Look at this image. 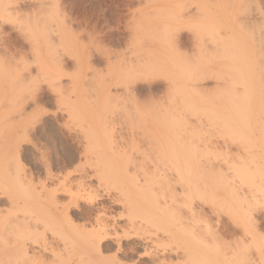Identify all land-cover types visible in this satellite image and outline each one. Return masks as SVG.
I'll use <instances>...</instances> for the list:
<instances>
[{
    "label": "bare ground",
    "instance_id": "obj_1",
    "mask_svg": "<svg viewBox=\"0 0 264 264\" xmlns=\"http://www.w3.org/2000/svg\"><path fill=\"white\" fill-rule=\"evenodd\" d=\"M243 1H245L246 4L244 8L249 9L250 12L252 11L250 3H253L255 8L253 5L252 7L254 10L252 13H248L250 15L257 13L261 19V21H254L253 19V21L250 20L251 22L248 21L250 24L248 23L249 27H247V29L249 30L250 28L252 30H247L249 34L245 36L243 33L235 35L233 31V34H229V32L227 35H222L217 29L220 27H218V25L221 22L220 19L218 20L220 17L217 16L216 13H212L210 11L211 9H209L208 12L210 11L209 13L216 17L213 15L209 17V13H204V10H202L204 13L203 16L199 13L202 7L206 10V8H210V5H208L209 7H205V4L196 5L199 8L197 18H203L198 23L192 21L194 25H198L197 31L195 29L196 33L198 34L199 31H202L203 33H200L204 35L207 33L211 41L209 38L206 39L212 42L211 47H214L212 51L215 50V53L217 52L219 55L218 57L221 59L223 57L226 60L224 63L227 69L223 68L228 71V75L226 71L224 74H226L230 81L226 76H224L225 78H223V81L227 79L230 83L226 81L224 85L227 86L220 88V85L219 88L221 90L219 91V89H217L218 87L216 88L217 90H215V95L218 93L217 95L224 96L225 98V100H223V107L220 105L222 109H219L218 106L216 108L213 102L211 105L214 107H211V105H208L207 102L206 104L201 97H199L200 101H195L197 99L195 97H198V95L195 96L192 94L194 97H189L192 90H194L191 88L193 87L192 84H194L192 82L195 81V79L190 81L191 84L189 78L192 76L195 77L199 71L203 73L206 69V65L202 67L200 63L198 64L200 58L199 60H197L198 58L195 59L197 56L200 57V55H197L198 51L193 52H197L196 56L195 54L194 56L190 54L191 57L188 54V56L185 55L186 45L184 43L186 42L184 40L181 41L182 38L180 37L182 34L179 37L180 34L177 33V36L180 38L177 40L175 32L172 31L174 32L173 37L171 34L172 32H169L173 29L168 27L169 30L167 26H162L161 24L162 28L158 27V25V30L152 31L153 34H151V32L148 33L158 39V42L168 44V46H162L161 44L158 47H161L162 50H150L149 53L147 52L148 58L145 54L146 52H142L144 56L140 53L142 57L138 54L141 57L140 59L138 55V57L135 55L137 58L134 59V63L131 60L132 57H122L123 62L120 60L119 62L121 63L118 65L115 63V69L117 70L116 66L119 65L121 69L118 68V70L120 69V73L118 70V73L116 71H114V73L116 72V75L121 74V78L119 75L116 76V79L113 78V81L116 82H114V84H119V86L122 84L124 85V88L128 90V93H126L128 97L130 96V100H133L134 105L136 102L135 96L138 94L137 89L141 87V80H146L148 77L146 82L148 81L149 84L146 86L148 88L146 90L150 92L149 90L152 88L153 83L150 81L149 76L152 78V76H154L152 75L153 71H157L156 69H158L157 74H159L160 70L165 73L166 78L168 77L169 80L167 79V81L169 84H174L176 89H174V91L178 93L170 88L167 90L170 89L175 95L177 94L176 97L178 96V99L175 95L171 93L168 94L171 96L173 95L172 97L176 98V102H180V95L178 94H181V98L183 99L181 101H184L185 104L183 103V105L186 106L185 109L187 111L190 112V110L187 109L190 103L193 104L189 106L191 109L197 104L194 102H198L201 104L200 106L204 107L194 106L195 108L197 107V109H193V111L189 113L184 110V108H174L176 104L182 106V103L171 102L174 104V106L171 104V107H169L170 103L168 107L163 105V103L160 105V107L165 106V108L161 107L163 109L159 107V109H147L144 104V108L138 107L135 109L137 107V104H135L136 106L133 109L123 108L115 112L112 111L113 109L93 108L92 106L94 104L90 105V103L97 101H92L91 99V102L89 100L75 99L76 97L71 100L67 93H64V96L70 99V101H68L66 98L68 101H66L68 119L71 118L70 120L75 119L84 123L80 124V135H77L79 141L82 143L81 152L83 153L82 158H84V162L81 163L80 158H75L74 152L69 149L68 145L65 143L66 141H61L62 145H66L61 154L62 158L58 159L54 157L53 159H48L51 160V163L45 160L48 162L45 163V166H48L46 169L48 171L46 175L44 174V179H40L37 172H34L36 164L32 165V170L28 172L25 170L22 154H20L19 150H16L15 155L13 154L7 159L2 157L4 155H1L5 154L6 149L4 148L3 152L0 151V157H2L0 158V202H7L9 205L5 210L4 208H2L3 210L0 209V215H2L0 216V264H139L141 260L145 261V264H264V217H262L260 213V211L264 209V53H262V46H264V0ZM54 2V11L56 12V5L60 4L61 1L58 2V0H55ZM246 2H248V4ZM216 5H218V3ZM18 7H20V5L17 3V0H0V34H2L0 35V96L2 97L3 95V98L0 99H4V93L6 94V88L2 87L4 86L2 84L3 79H6L8 82L11 78L14 79L7 87V90H10L8 93H12V91L16 90L18 91V95L15 93L13 96H16V98L20 97V99H18L19 101L15 98L13 102L11 101L13 100V98L11 99L12 95L8 97L7 101L10 100L12 103L9 104V107H11L10 105H22L25 100L23 95L19 96L22 90L24 91L25 89L31 96V93L37 89L35 86L34 89H30L32 87L31 83L26 85L28 81L30 82L34 78H32L31 73V75L26 74L28 75V77L26 76L27 79L22 77V75L24 76L25 74H22L23 71L19 73V75L14 76L13 67L10 69L9 64H12V66L16 64L14 63V57L20 51L17 50L16 44L19 43L22 45L24 42L22 41L23 43L21 44L18 39L14 40L13 38L12 40L11 35L6 34L5 24L14 23L15 27H18L20 30L24 31V29H26L28 32L24 35L22 34V40L24 39V41H26V38L28 41L27 43L30 44L29 46L33 45L39 49L40 45L38 46L36 44L39 40L37 37L41 38L43 47L45 46L48 52L51 50L53 51V53H50L54 64L61 68L63 67V59L61 57L63 54L65 55V51L63 52V49L60 50L61 46L58 48V45H61L64 40L63 37L65 38L67 36L63 35L65 33L60 29L62 27L60 23L66 19L65 17H67V15L69 17V14H65V19H63L60 10L57 15L58 18L60 17V21H58L60 23H57V28L55 27V29L47 21V18L49 21L52 20L50 16L51 13L43 17L42 20H44V22L42 20H40V22L36 19V21H32L30 19L32 18L31 15H28L29 18L25 16V18L23 17L24 20H21L20 15H18ZM59 7L61 6H58V8ZM240 7L241 6L237 8L240 9ZM167 10H169L171 14H168V11L164 12L162 15L166 14V18L169 16L168 20L169 18L176 17L173 10ZM242 11L245 12L246 10L242 9L241 12ZM142 13L144 14L145 12ZM37 15L39 16L40 14ZM53 15L52 12V16ZM170 15L174 17H170ZM158 19L160 18L158 17L157 20ZM141 21L142 19L140 22ZM147 22L148 20L146 23ZM216 22L219 24L217 25ZM67 23L68 22H66L65 25ZM248 24L246 26H248ZM68 25L69 24H67V26ZM175 25L177 26V24H173V26ZM242 25L241 27L243 28ZM219 29H221V27ZM168 32L171 34V40H169ZM196 33L192 31V34H195L192 37L194 39H199V35L196 36ZM201 36L200 34L201 40L199 39L198 43L204 41L202 44H205V36ZM172 38L177 41L173 42L175 40ZM196 40H194L195 43L198 41ZM66 41L68 43V40ZM148 41L151 42V39ZM63 43H65V41ZM198 43L195 44L196 48L197 45L200 46ZM169 44H171V47H169ZM202 46H200L201 48L199 47V49L202 50ZM209 47L210 46L207 48L210 49L211 47ZM95 48L96 47H94V49ZM35 50L36 48L33 51L34 53ZM180 51H183L185 54ZM215 53L213 52V54ZM37 55L38 56L35 54L36 58L41 56L40 53ZM47 56H49V53ZM206 56L208 55L205 54V57ZM185 57L188 61L189 58L192 61V57H194L193 60L197 61H194V63L189 61L191 62L189 63L186 62L187 59ZM36 58H34L36 61L40 60V58ZM126 58L128 59L126 60ZM39 62L45 64L42 60ZM201 62H203V60H201ZM221 62H219L220 65L222 64ZM25 63L27 64L25 60H22L21 64ZM195 63L198 64V66H196ZM45 66H42L43 68L41 69H45ZM194 66H196V71L194 70ZM19 67L18 69H20ZM197 67H201L202 69H197ZM49 69L52 70L50 67ZM208 69L207 67V70ZM207 70L204 75L208 77L209 75L206 73L208 72ZM45 71H47V69L41 72ZM219 72L221 74V71ZM75 73L72 74V78L74 79H76L74 77ZM92 73L94 74L95 72ZM215 73L216 72H214L213 75ZM39 74L38 72L35 78ZM220 74L218 73V79L222 77ZM197 75V79L201 78L200 81L205 77L203 74V77L202 75L199 76L200 74ZM215 75H217V73ZM29 77L32 78V80H30ZM47 77H49L48 82L49 80L52 82L50 75L46 77L43 76L42 78L47 79ZM217 77L214 76L215 79ZM108 78L110 77L108 76ZM54 79L56 80V78ZM154 79L153 77V80ZM187 79H189L188 82L190 84L187 83L192 86L189 87L186 84L185 81H187ZM104 81L106 84V80ZM7 82L5 83L7 84ZM53 82L51 84L49 83L50 86H55L54 89L60 91V80L58 83L55 82L56 84ZM197 82L199 81L196 80L195 85ZM32 83V85H35L34 82ZM130 83H133V85L130 86ZM100 84H103L102 81L98 85ZM238 84L240 87H238L239 89L237 90ZM168 86L170 87V85ZM200 86L202 85H196L197 88L195 87L196 89L194 92L200 91ZM101 88L103 87H100V90ZM202 89H204V87L201 88L200 93H198L199 95L201 92L205 94V92L211 93L210 91H212H207L206 88V91H202ZM60 92H57L59 98L62 93ZM84 92H86V90H84ZM203 94L201 96H203ZM102 95V99L104 97L106 102L114 99V97L111 96V98L108 94L103 92ZM208 95L206 96L211 99V96ZM114 96H116V94ZM218 97L219 96H217V98ZM123 98H125V96ZM189 98L193 99L191 100L193 103L191 101L188 102ZM214 98H216V96H214L213 99ZM220 98L222 99V97ZM104 99L101 101L102 103H104ZM217 100L215 101H221L219 99ZM60 101L63 100L60 99L59 102ZM207 101L209 102L210 100ZM35 102L37 103V100H35L34 103ZM165 104H167V102ZM214 104L219 105L222 103L214 102ZM2 109L5 108L3 107ZM192 112L199 113L198 116L200 113H204L205 115L203 116H207L209 120H213V122L211 121L213 124H218L219 129L215 130H219L221 134L227 135L225 137H228L226 138L228 142L236 141L238 143L239 151L238 156H236L238 162L237 160L232 161L235 157L230 160L232 162H228L227 166H222L217 162H213V158L211 159V157L208 156L211 149L208 145L209 142L199 136V132L200 130L202 131L201 128L203 125L199 127V129L196 128L199 125L196 124L198 126H195V124L192 123L194 120L192 121V119L189 118ZM123 122L126 123L127 129H129V132L125 134L126 136L123 134L124 132H122V130L118 131L115 129L116 125L119 123V125H121ZM48 126L49 125H44L42 127L39 134H37L38 139L41 137V133H45V131L49 130ZM120 128L123 129L125 127ZM135 128H140L139 130L141 131L135 132ZM62 132L59 139L64 135V132ZM36 133L35 131V134ZM141 142H144L143 145L141 144L142 146L146 145V147L144 146L146 149L141 147V150L147 151L144 157H142H146L147 160H145V163L142 161L138 163V158L137 160L134 159L136 155L134 154L135 156H133V153H131L132 148L140 150ZM32 144L34 148L37 149V142L32 140ZM70 146L72 148V145ZM1 149L2 148H0V150ZM38 149L40 150L39 147ZM32 152L36 157L37 150H32ZM76 160L78 163H76ZM85 164L91 167L90 175L89 172H86L87 169L85 168ZM71 165H74L73 168L71 167L72 170L65 171V169ZM53 169L61 171L60 175L55 174ZM71 173L80 174L78 177H74ZM90 177H94L95 182H93L95 185L92 184L90 179V182H87L86 178ZM111 189H115L117 192L115 191L116 193L112 192L113 194H111L109 192V190L112 191ZM103 195L104 197L107 195L109 201L102 200L101 197H103ZM3 197H5V200L2 199ZM195 198L199 201L196 202V206H192V202ZM183 200L185 201L187 210L181 208V204L179 205L178 203V201L182 202ZM217 200L221 201L223 205L220 204V207L216 205L214 206L215 208H211L206 212L203 205L207 202L217 203ZM210 213H215V222L212 221L213 218ZM224 213L231 221H228L227 218L225 219L222 216ZM100 234L112 238L104 241L102 247L99 243H95V240ZM251 247H254L255 250L257 249L256 256L254 253V256L251 255L250 251L252 249L249 251ZM253 251L254 250L251 252Z\"/></svg>",
    "mask_w": 264,
    "mask_h": 264
},
{
    "label": "rangeland",
    "instance_id": "obj_2",
    "mask_svg": "<svg viewBox=\"0 0 264 264\" xmlns=\"http://www.w3.org/2000/svg\"><path fill=\"white\" fill-rule=\"evenodd\" d=\"M55 0H17V3L20 5L19 8V11H18V15H20V19L24 20L25 16H27L29 18V16L31 15L32 18H30L32 21L33 20H42L43 17H45L46 15H50L51 13V18L52 20L49 21V19L47 18V21L50 23V25H52L53 28H57V23H60L58 21H60V17L58 18V13L60 12L61 10V16L63 19H65L64 21H62L60 23V25L64 28H62L60 25V29L63 30V35H66L67 39H65L63 37V41H62V44L61 45H58V48L60 47V50H62L65 55L63 54V56L65 57H61L63 59L62 61V64H63V67H59L57 65L54 64L53 60L51 59V53H53V51H47V49L45 48V46L43 47V44H42V41H41V38L37 37L36 39L38 40V43H36L38 46H39V49H37V47H34L33 45L29 46L30 44H28L27 42V39L25 38L26 41H24V39L22 40V34H26L28 31L26 29L23 30H20L18 27H15L14 23H4L5 24V31H6V34H10L11 35V39L13 40H19L20 43L23 44L24 46L20 45L19 43H17L16 45V48L17 50H20L17 55H15L14 57V66H12V64H9L10 65V69L11 67L12 70L14 71L13 72V75L16 76V75H19V73H21L22 71V74H24V76L22 75V77H25L27 78L28 75L26 74H32V78L33 80L36 79L35 78V75L38 74V72L40 73V78L44 81L43 84H41L39 86V88H36L37 90H34L32 93H31V96L29 95V93L27 91H24L22 90V92L20 93L19 96H24L25 97V100L23 101L22 105L21 106H15V105H10L11 107H9V104H12L10 102V100L7 101V98L10 97L11 95L13 96L15 93L16 95H18V91L14 90L12 91V93H8L9 91L7 90V87L9 85V83L12 82V80L14 78H11L10 80H8V82L6 81V79H3V82L2 84L4 86V88H6V94L4 93V99H0V148H2L0 151L3 152L4 148L6 149L5 150V154H1V155H4L2 157H4L5 159H7L8 157L10 158V156H12L13 154L15 155V151L16 150H19L20 151V154H22V160H23V166L25 168V170L28 172L30 170H32V165L36 164V167L34 168V172H37V175L39 176L40 179H44V176L46 175L47 171V167L48 166H45L46 164L45 163H51V160H48V159H53L54 157L56 158H62L61 154H62V151H63V148H65L64 145L61 144V141L65 142L69 149H71L72 152H74L75 154V158L76 159H81L80 162H84V158L83 157V153L81 152V149H82V143L79 141L78 139V136L77 135H80V130H81V126L80 124H82L83 122L82 121H77L75 119L73 120H70L68 119V114L66 112V109H67V102L70 101V99H82V100H89L91 102V100L93 101H97V102H88L91 104H97V105H93L92 107L93 108H96V109H110L112 111H119L121 109H133L135 108V104H137V107L135 109H137L138 107L140 108H144V106H146L147 109H163L165 108V106H161L163 108L160 107L161 104L163 105H166V107H168V104H169V107H171L172 105L174 106V104H172L171 102H176V95L174 94V84H169V82L167 81L168 77L166 78L165 77V73L161 72L159 70V74L158 73V69H156L157 71H153L152 75V78L149 76V79L150 81L153 83L152 84V88L149 90L150 92H148V89L146 86H148V81L146 82V80L148 79V77L146 78L145 82L144 80L140 82V86L137 90V93L136 94V99L133 105V100L131 101L130 100V96L128 97L127 95V91L125 88H124V85H116L114 84L115 81H113L114 79H116V76L119 75V77L121 76V74H115L118 70V68H120L119 66H116L117 70L115 69V63L116 65H118L120 60L123 62L122 60V57H129L131 58L132 62L134 63L135 62V58H137L139 55L142 57V55L145 53L147 58H148V55H147V52L149 53L150 50L153 49V51H156V49L158 50H162L161 47H158L159 45L162 44V46H168V44H164V43H161V42H158L159 40L156 39L155 37H153V35H149V33L152 31L154 32V30H158L157 26L158 27H161L163 25L170 27L171 31L169 32H172L174 31L175 34H176V37H177V40L182 38L181 41H185L186 43H184L186 46L185 48V53L183 51H180V52H183L185 55H189L191 54V56H196V53H193L195 51H198V54L197 55H200L197 56L195 59L199 60L200 58V62H198V64L200 63V65L203 67L206 65V69L205 71L207 70V67L209 68L206 72L209 76L207 77V75L205 76V71L202 73L199 71L197 74H200L199 76H201L202 74L207 77H203V79L200 81V79H197V74L195 77H191L189 79H187L186 84L190 87L193 85V88L194 90H192L191 94L189 97H194L198 95V97H195L197 98L195 101H200V98H203L204 99V102L208 103V105H211V103L213 102V105L217 108V106L219 107V109H222L220 107V105L223 107V103L225 100L224 96H221V95H217V91H216V95H215V90L219 89V91L221 90L220 88H223L224 86H227V85H224V83H226V81H228L227 79H229L226 74L227 72V75H228V71L226 70L227 67L225 66V63L226 60L225 58L222 57V59L220 57H218L219 55L217 54V52L215 53V50H213L214 47H211V44L212 42H210V38L208 37L209 35L206 33V35L202 34L203 32L202 31H199V33L197 34L196 31L198 29V25H194V22L192 23V21H195V23H198L199 21L202 20L204 13H207L209 9H211L210 11L212 13H216L217 16H219L220 18H218V20L220 19V22L222 23H217L218 27L220 26L221 29L217 28L222 35H227V33L229 34H233V32L235 33V35H238V33H243V35H247L249 34V30H252L249 28V30L247 29V27H249V24L251 21H261L260 19V16L259 14H255L253 13L254 15H250L249 13H252V11L254 10L253 7V3H250V8H252V11L250 12L249 9L247 8H244L246 7V4H245V1L243 0H139V3H138V0H58L61 1L60 4L56 5V9L57 11L55 12L54 11V6H55ZM63 1V2H62ZM146 1V2H145ZM194 1V2H193ZM202 1V2H201ZM209 1V2H208ZM223 1V2H222ZM243 1V2H240ZM246 1H249V0H246ZM52 2V3H51ZM213 2V3H212ZM215 2V3H214ZM232 2V4H231ZM253 2V1H252ZM259 2V1H258ZM147 3V4H146ZM171 3V4H170ZM181 3V4H180ZM185 3V4H184ZM218 3V5H216ZM239 3V5H238ZM248 4V2H246ZM41 4V5H40ZM50 4V6H49ZM203 5L205 4L206 6L205 7H209L208 5H210V8H206V10L204 9V7H202V9H200V12H199V8L196 6V5ZM244 4V5H243ZM185 5V6H183ZM194 5V6H193ZM226 5V6H225ZM253 5V7H252ZM58 6H63L62 9L61 7L58 8ZM155 6V7H154ZM166 6V7H165ZM168 6V7H167ZM178 6V7H177ZM240 7L237 8V7ZM46 7V8H45ZM52 7H53V10H52ZM162 7V8H161ZM200 7V6H199ZM249 7V6H248ZM231 8V9H230ZM255 8V7H254ZM51 9V10H50ZM145 11H144V10ZM163 9L162 11L159 10ZM167 9H170V10H173V12L176 14V17L170 15V17H174V18H169L168 20V17L166 18V14L162 15L164 12H168L169 10ZM214 11H213V10ZM244 9L246 10L245 12L241 10ZM51 12H49V11ZM164 10H167V11H164ZM204 10V13L203 11ZM240 10V11H238ZM249 10V11H248ZM145 12L144 14L142 12ZM149 11V12H148ZM176 11V12H175ZM193 11V12H192ZM206 11V12H205ZM209 11V12H210ZM43 12V13H41ZM46 12V13H45ZM49 12V13H48ZM52 12H53V16H52ZM139 12V13H138ZM147 12V13H146ZM151 12V14H150ZM157 12V13H156ZM172 12V11H171ZM198 12L200 13V17L201 19L198 17L197 18V15H198ZM208 12V13H209ZM246 14H244V13ZM249 12V13H248ZM255 12V11H254ZM31 13V14H30ZM142 13V14H140ZM155 15H154V14ZM159 13V14H158ZM170 13V11L168 12V14ZM202 13V14H201ZM22 14V16H21ZM37 14H40L39 16ZM67 14H69V17L67 15V17L64 18V16H66ZM135 14V15H134ZM154 16H153V15ZM171 14V13H170ZM189 14V15H188ZM239 14V15H238ZM29 15V16H28ZM37 15V16H35ZM162 15V16H161ZM179 15V16H178ZM213 14L209 13L208 16L211 17ZM60 16V15H59ZM134 16V17H133ZM160 19L157 20L158 17ZM164 16V17H163ZM181 16V17H180ZM214 17H216L215 15H213ZM246 16V17H245ZM250 18H249V17ZM24 17V18H23ZM42 17V18H41ZM49 17V16H48ZM188 17V18H187ZM192 17V18H191ZM240 17V18H238ZM245 17V18H244ZM252 17V18H251ZM41 18V19H39ZM50 18V19H51ZM55 18V19H54ZM69 18V19H68ZM142 19V21L140 22V20ZM152 18V19H151ZM164 18H166L165 20H163ZM233 18V19H232ZM258 18V19H257ZM29 19V20H30ZM214 19V18H212ZM217 19V18H216ZM246 19V20H245ZM253 19V20H252ZM35 20V21H36ZM144 20V22H143ZM148 20V22L146 23V21ZM154 20V21H153ZM178 20V21H177ZM251 20V21H250ZM44 22V20H42ZM55 21V22H54ZM138 21V22H137ZM152 21V22H150ZM160 21V22H158ZM164 21V22H163ZM215 21V20H214ZM250 21V22H248ZM21 22V21H20ZM41 22V21H40ZM38 22V23H40ZM46 22V21H45ZM47 22V23H48ZM68 22L67 24H69V28L67 26V24L65 25V23ZM71 22V24H70ZM143 22V23H142ZM154 22V23H153ZM239 22V23H238ZM245 22V23H244ZM247 22V23H246ZM48 23V24H49ZM55 23V24H54ZM145 23V24H144ZM167 23V24H165ZM215 23V22H214ZM249 23V24H248ZM143 24V25H142ZM162 24V26H161ZM173 24H177V26H173ZM229 24V25H228ZM240 24V26H239ZM243 24V25H242ZM248 24V26H246ZM71 25V26H70ZM172 25V26H171ZM188 25V26H187ZM216 25V24H214ZM222 25V26H221ZM241 25L243 26V28L246 30H244ZM30 26V25H29ZM67 26V27H66ZM149 26V27H147ZM155 26V27H154ZM179 26V27H178ZM197 28H195V27ZM239 26V27H238ZM246 26V27H245ZM135 27V28H133ZM178 27V29H177ZM55 28V29H56ZM145 28V29H144ZM153 28V29H152ZM156 28V29H155ZM194 28V29H193ZM242 28V29H241ZM252 28V27H251ZM143 29V30H142ZM149 29V30H148ZM151 29V30H150ZM169 29V28H168ZM178 31V32H176ZM196 29V31H195ZM14 30V31H13ZM26 30V31H25ZM61 30V32H62ZM170 30V29H169ZM248 30V31H247ZM256 30V29H255ZM259 30V29H258ZM85 31V32H84ZM133 31V32H132ZM145 31V32H144ZM192 31H194L198 36L199 35V39H200V34L202 35L201 37H204L205 36V41L206 43L205 44H202L204 43V41H200L202 43H198L199 42V39L196 38L194 39L192 36L195 35V34H192ZM227 31V32H225ZM233 31V32H232ZM10 32V33H9ZM91 32V33H90ZM149 32V33H148ZM168 32V37H169V40L170 39V35L172 34V37L174 35V32H172L171 34ZM202 32V33H200ZM247 32V33H246ZM68 33V34H67ZM147 33V34H146ZM177 33L180 34L179 37L181 36H185V37H178L177 36ZM226 33V34H225ZM246 33V34H245ZM251 33V31H250ZM2 35V34H0ZM21 35V36H20ZM138 35V36H137ZM145 35V36H144ZM148 36V37H147ZM194 36V37H196ZM19 37V38H18ZM25 37V36H24ZM189 37V38H188ZM237 37V36H236ZM91 38V39H90ZM147 38V39H146ZM175 38V36H174ZM206 38H209L210 41H208V39ZM149 39H151V42L148 41ZM173 39V38H172ZM176 39V38H175ZM173 39V40H175ZM189 39V40H188ZM193 39V40H192ZM204 39V38H202ZM2 40V39H1ZM11 40V41H12ZM68 40V43L67 41ZM70 40H71V43H70ZM168 40V41H169ZM172 40V41H173ZM177 40L173 41V42H176ZM197 41V43L202 46V50L199 49L200 46L197 45V48H196V45L197 43H195V41ZM201 40V39H200ZM3 41V40H2ZM1 41V42H2ZM23 41V42H22ZM65 41V43H63ZM90 41V42H89ZM153 41V42H152ZM130 42V43H129ZM155 42V43H154ZM171 42V41H169ZM168 42V43H169ZM11 43V42H10ZM26 43V44H25ZM129 43V44H128ZM142 43V44H140ZM195 43V44H194ZM210 43V44H209ZM66 44V45H65ZM98 44V45H97ZM183 44V45H184ZM209 44V45H208ZM214 44V43H213ZM85 45V46H84ZM157 45V46H156ZM171 44H169V47ZM210 46L208 49L206 46ZM36 46V45H35ZM153 46V47H152ZM215 46V45H214ZM31 47V48H30ZM94 47H96L94 49ZM99 47V48H98ZM20 48V49H19ZM36 48L35 50V53L33 52L34 49ZM184 48V46H183ZM183 48H181L182 50H184ZM201 48V47H200ZM207 50H206V49ZM73 49V51H72ZM97 49V50H96ZM130 49V50H129ZM133 49V50H132ZM155 49V50H154ZM198 49V50H197ZM28 50H31V51H28ZM38 50V52H37ZM122 50V51H121ZM125 50V52H124ZM194 50V51H193ZM210 50V51H209ZM45 51V52H44ZM72 51V52H71ZM104 51V52H103ZM132 51V52H130ZM212 51V53H211ZM31 52V53H30ZM49 53V56L48 53ZM51 52V53H50ZM77 54H75V53ZM142 52H144L142 54ZM161 52V51H160ZM206 52V53H205ZM213 52L215 54H213ZM40 53V57L36 58L35 57V54L36 56H38L37 54ZM68 53V54H66ZM122 53V55H121ZM127 53V54H126ZM130 53V55H129ZM142 55H141V54ZM181 53V54H183ZM193 53V54H192ZM202 53V54H201ZM210 53V54H208ZM33 54V55H32ZM103 56H102V55ZM139 54V55H138ZM205 54L208 55L205 57ZM212 54V55H211ZM27 55V56H26ZM69 55V56H68ZM76 55V56H75ZM89 55V56H88ZM128 55V56H127ZM137 57H136V56ZM184 55V56H185ZM187 55V56H188ZM203 55V56H202ZM118 56V57H117ZM121 56V57H120ZM138 57L139 59L141 57ZM144 56V55H143ZM190 56V57H191ZM116 57V58H115ZM183 57V56H182ZM214 61H213V59ZM217 57V59H216ZM23 58H26V59H23ZM34 58L36 59H39L40 60H35ZM42 58V59H41ZM48 58V59H47ZM121 58V59H119ZM145 58V57H143ZM142 58V59H143ZM146 58V59H147ZM186 58V57H185ZM184 58V59H185ZM194 57H192V61L191 59L189 58V61L193 62L195 60H193ZM205 58V59H204ZM210 58V59H209ZM220 58V59H219ZM19 59V60H18ZM33 59V60H32ZM65 59V60H64ZM105 59V60H104ZM112 59V60H111ZM118 59V60H117ZM128 58H126L127 60ZM145 59V60H146ZM187 59V58H186ZM185 59V60H186ZM207 59V60H206ZM212 59V60H211ZM21 60V61H20ZM22 60H25L27 62V64H21L22 63ZM28 60V61H27ZM35 60V61H34ZM43 61L45 64H43L42 62V65L39 61ZM134 60V61H133ZM196 60V61H197ZM201 60H203V62H201ZM222 60V62H221ZM30 61V62H29ZM105 61V62H104ZM112 63H111V62ZM188 59L186 60V62H189ZM195 61V62H196ZM18 62V63H17ZM40 64H39V63ZM75 62V63H74ZM77 62V64H76ZM189 62V63H191ZM221 62L222 64L220 65ZM24 63V61H23ZM192 63V64H193ZM47 64V65H46ZM106 64V65H105ZM198 64L195 63L196 66H198ZM204 64V65H202ZM214 64V65H213ZM219 64V65H218ZM8 65V66H9ZM21 65V66H20ZM30 65V66H29ZM46 65V66H45ZM213 65V66H212ZM17 66V67H16ZM20 66V67H19ZM39 66V67H37ZM42 66H45L44 68L45 69H41L43 68ZM48 66V68H47ZM94 68H93V67ZM96 66V67H95ZM107 66V67H106ZM122 66V65H121ZM196 66H194V70L196 71ZM18 67L20 69H18ZM49 67L54 70H50ZM219 67V68H218ZM226 69H224V68ZM7 68V67H6ZM26 68V69H25ZM28 68V69H27ZM39 68V69H38ZM201 67H197V69H200ZM222 68V69H221ZM17 69V70H16ZM36 69V70H35ZM45 72H41L42 70H46ZM58 69V70H57ZM121 69V68H120ZM119 69V70H120ZM202 69V68H201ZM200 69V70H201ZM213 69V70H212ZM19 70V71H18ZM97 70V71H96ZM100 70V71H99ZM118 70V72H119ZM212 70V71H211ZM221 71V74L219 71ZM11 71V70H10ZM25 71V72H24ZM58 71V72H57ZM76 73H75V72ZM114 71H116L114 73ZM203 71V70H202ZM217 73V75H213L214 72ZM218 71V72H217ZM226 71V72H225ZM36 72V73H35ZM92 72H95L94 74ZM99 72V73H98ZM105 72V73H103ZM117 72V73H118ZM212 74L210 75L209 74ZM213 72V73H212ZM74 78L72 74H74ZM109 73V74H107ZM120 73V72H119ZM155 73V74H154ZM218 73L222 76L221 79H218L219 77L218 76ZM30 74V75H31ZM34 74V75H33ZM54 74V75H53ZM91 74V75H90ZM224 74V75H223ZM50 75V79H52V82L55 80L54 78H56V80L53 82L54 84H56L55 82H59V84L61 85L60 87V91L63 93V96H62V93L60 91H56L54 88L55 86H50V84L52 83L50 80L48 82V78L47 79H43L42 77L43 76H49ZM102 75V77H101ZM106 75V76H105ZM27 76V77H26ZM38 76V75H37ZM56 76V77H55ZM108 76L110 78H108ZM214 76H216L217 78L215 79ZM224 76H226L227 79H224L223 81V78H225ZM53 77V78H52ZM153 77L155 78L153 80ZM164 77V78H163ZM30 78V77H29ZM32 78H30V80H32ZM114 78V79H113ZM121 78V77H120ZM28 79V78H27ZM26 79V80H27ZM54 79V80H53ZM65 79V80H64ZM88 79V81H87ZM91 81H90V80ZM102 79V80H101ZM118 79V77H117ZM152 79V80H151ZM166 79V80H164ZM193 79L198 80L199 82L196 83V85H202L200 86L201 88L204 87L203 90H206L207 91H210L211 93H208V92H205V94H203L201 92V94L199 95L198 93H200L201 91V88L200 91L198 90V92H194L195 89L199 86L196 87L195 85V81L192 82L194 84H192L190 81H193ZM28 81V84L31 83V88L30 89H34V86L35 85H32L34 82L35 84V80L34 81ZM103 84H105V81L106 80V84L103 85V84H100L98 85L99 83H101V81ZM169 80V79H168ZM192 85H189L190 83ZM222 80V81H220ZM140 81V80H139ZM230 81V79H229ZM228 81V82H229ZM7 82V84L5 83ZM48 82V83H47ZM70 82V83H69ZM144 82V83H143ZM189 84H188V83ZM227 82V84H228ZM5 83V84H4ZM50 83V84H49ZM65 83V84H64ZM86 83V84H85ZM91 83V84H90ZM116 83V82H115ZM147 83V84H146ZM168 83V84H167ZM179 83V82H177ZM230 83V82H229ZM49 84V85H48ZM58 84V85H59ZM121 84V83H120ZM146 84V85H145ZM223 84V86H222ZM59 85V86H60ZM102 85V86H101ZM133 83L131 84L130 83V86H132ZM170 85V87L168 86ZM172 85V87H171ZM218 85V86H217ZM221 85V87L219 88V86ZM206 86V87H205ZM210 86V87H209ZM212 86V87H211ZM214 86V87H213ZM41 87V88H40ZM88 87V88H87ZM99 87V89H98ZM100 87H103L101 88L100 90ZM143 87V88H142ZM196 87V88H195ZM218 87V88H217ZM236 87V85H235ZM238 87L239 84L237 85V90L239 89ZM91 88V89H90ZM168 88L172 89L170 90H167ZM217 88V89H216ZM40 89V90H39ZM65 89V90H64ZM70 89H71V92H70ZM121 89V90H120ZM84 90H86V92H84ZM93 92H92V91ZM111 90V91H110ZM126 90V91H125ZM152 90V91H151ZM176 90V89H175ZM196 90V91H197ZM205 90V91H206ZM172 91V92H171ZM5 92V90H4ZM27 92V93H25ZM60 92L61 95H60V98H59V94L58 93ZM70 94H69V93ZM102 92L105 93V94H108L110 97H114L113 100H108L107 102L105 101L104 97V103H102L101 101H103L102 99ZM108 92V93H107ZM115 92V93H114ZM127 92V93H126ZM136 92V91H134ZM154 92V93H153ZM162 92V93H161ZM64 93H67L68 97L64 96ZM94 93V94H93ZM126 93V95H125ZM173 94L175 95L176 98L172 97L171 95H168V94ZM178 93V92H176ZM196 93V94H195ZM35 94V96H34ZM58 94V95H57ZM111 94V95H110ZM113 94V95H112ZM116 94V96H114ZM194 94V95H192ZM203 94V96H201ZM210 94V95H208ZM2 95V93H1ZM55 95V96H54ZM71 95V96H70ZM85 95V96H84ZM180 95L179 96V101L180 102H176V103H179L181 104L182 106H178L176 103V107L174 106V108L176 109H179L178 107H180V109L184 108L186 106L183 105L184 101H181L183 100L181 97V94H178ZM205 95V96H204ZM206 95L208 96H211V99L209 97H207ZM219 96L217 99L221 100L219 101L220 103L222 104H219V105H215V103H219V102H216L215 100H217L216 98L213 99L214 96ZM11 96V99L13 98V100H11L12 102L14 101V99L16 98V96L12 97ZM18 96V97H19ZM87 96V97H86ZM125 96V98H123ZM127 96V98H126ZM29 97V98H28ZM111 97V98H112ZM149 97V98H148ZM222 97V99L220 98ZM0 98H3V95L2 97L0 96ZM35 98V99H34ZM68 101H67V99ZM87 98V99H86ZM133 98V97H131ZM174 98V99H173ZM194 98V99H195ZM208 98V99H207ZM17 100L20 99L19 98H16ZM34 99V100H33ZM62 99L63 101H60L59 100ZM91 99V100H90ZM100 99V100H99ZM102 99V100H101ZM120 99V101H119ZM123 99V100H122ZM127 99V100H126ZM148 99V100H147ZM154 99V100H153ZM158 99V100H157ZM178 99V98H177ZM37 100L39 102H35L34 101ZM140 100V101H139ZM143 100V101H142ZM175 100V101H173ZM191 100H193L192 98H189L188 102H190ZM206 100V101H205ZM207 100H210L209 102ZM212 100V101H211ZM16 101V100H15ZM19 101V100H18ZM67 101V102H66ZM111 101V102H110ZM218 101V100H217ZM8 104H7V103ZM64 102V103H62ZM101 102V104H100ZM156 102V103H155ZM167 102V104H165ZM192 102V101H191ZM15 103V102H14ZM66 103V104H65ZM107 103V104H106ZM111 105H110V104ZM114 103V104H113ZM118 103V104H117ZM129 103V104H128ZM193 103V102H192ZM196 105L194 106H200L201 104L198 103V102H194ZM204 103V105H205ZM206 103V104H207ZM5 104V105H4ZM131 104V105H130ZM144 104V106H143ZM172 104V105H171ZM185 104V103H184ZM38 105V106H37ZM59 105V106H58ZM105 105V106H104ZM113 105V106H112ZM127 105V107H126ZM132 107H130V106ZM147 105H150V106H147ZM153 105V106H152ZM171 105V106H170ZM188 105V104H186ZM193 104L190 103V105H188L187 109L191 111H193V109H197V107L195 108L193 106V109H191L189 106H192ZM211 105V107L213 106ZM101 108H100V107ZM107 106V107H106ZM111 106V107H110ZM124 106V107H123ZM155 106V107H154ZM157 106V108H156ZM213 106V107H214ZM5 108V109H2V108ZM7 107V108H6ZM20 107V108H19ZM23 107V108H21ZM150 107V108H149ZM159 107V108H158ZM200 107H204V106H200ZM15 108V109H14ZM19 108V109H18ZM173 108V109H174ZM18 111V112H16ZM32 111V112H31ZM187 111V110H186ZM189 112V111H187ZM189 112V113H190ZM40 113V114H39ZM194 113V114H193ZM42 114V115H41ZM199 114V113H198ZM197 113L195 112H192L190 115L189 118L192 119V123L195 124V126H198L196 128L199 129V127H201L202 125V131L200 130L199 132V136L206 139V141L209 142V147L211 148L210 149V153H209V157H211V159L213 160V162H217L218 164H221L222 166L228 164V162H232V161H236L238 158H236V156H238V143L236 141H229L228 142V139L226 140V138L228 137H225L227 135H224L223 133V136L222 134L219 132V130H215V129H219V126L217 123L213 124V120H209L207 116H203L205 115L204 113H200V115L198 116ZM7 115V116H5ZM196 115V116H195ZM13 117V118H12ZM34 117V118H33ZM36 117V118H35ZM28 118V119H27ZM40 118V119H39ZM12 119V120H10ZM27 121H26V120ZM34 119V120H33ZM36 119V120H35ZM69 120V122H68ZM13 121V122H12ZM63 121V122H62ZM67 121V123H66ZM212 121V122H211ZM15 122V123H14ZM34 122V123H33ZM2 123V125H1ZM14 123V124H13ZM201 123V124H200ZM17 124V125H16ZM32 124V125H31ZM84 124V123H83ZM120 124V123H119ZM116 125L115 126V129H117L118 131L119 130H122V132H124L123 134H127L129 132V129H127L128 127H126V123L123 122V124L121 125ZM198 124V125H196ZM211 124V125H210ZM44 125H49V130L48 131H45V133H41V137L38 139V135L39 132L41 131L42 127ZM79 125V126H78ZM216 125V126H215ZM7 126V127H6ZM9 126V127H8ZM11 127V128H10ZM120 127H125L123 129H121ZM9 128V129H8ZM40 130H39V129ZM208 128V129H207ZM213 128V129H212ZM127 129V130H126ZM138 129V130H137ZM135 128V132L137 131H141L139 130L140 128ZM212 129V130H211ZM6 130V131H5ZM2 131V133H1ZM13 131V132H12ZM35 131L37 132L35 134ZM43 131V130H42ZM64 132V135L61 139H59V137L61 136V132ZM219 133H218V132ZM9 132V133H8ZM62 132V133H63ZM3 134V135H2ZM45 134V135H44ZM2 135V137H1ZM30 136V137H29ZM126 136V135H125ZM10 137V139H9ZM20 137V138H19ZM28 137V138H27ZM32 137V138H31ZM208 137V138H206ZM18 140H17V139ZM31 139V140H30ZM59 139V140H58ZM67 139V140H66ZM77 139V140H76ZM7 140V141H6ZM32 140L36 141L37 142V146L40 148V150L36 148H34L33 144H32ZM215 140V141H214ZM78 141V142H77ZM3 143V144H2ZM6 143V144H4ZM79 143V144H78ZM144 144V142H141L140 143V150L138 149H134L132 148L131 149V153H133L132 155L136 157L134 159L137 160L138 158V163H140L141 161L145 163V158H142L144 157V155L146 154V150L144 151L143 149H146V145L142 146ZM6 145V146H5ZM72 145V148L71 146ZM214 145V146H213ZM236 145V146H235ZM3 146V147H2ZM79 146V147H78ZM221 146V147H220ZM14 147V148H13ZM141 147L143 148L141 150ZM225 148V149H224ZM62 149V150H61ZM32 150H37L36 152V157L32 154ZM237 150V151H236ZM44 151V152H43ZM48 151V152H47ZM142 151V153H141ZM229 151V152H228ZM0 152V153H1ZM61 152V153H60ZM42 153V154H41ZM46 153V154H45ZM141 153V154H139ZM219 153V155H218ZM229 153V155H228ZM232 153V154H231ZM135 154V155H134ZM225 154V155H224ZM0 155V156H1ZM42 155V156H41ZM52 157H51V156ZM221 155V156H220ZM45 156V157H44ZM213 156V157H212ZM227 156V157H226ZM0 157V158H2ZM38 157V158H37ZM232 161H230L232 158H234ZM3 158V159H4ZM143 160H142V159ZM215 158V159H214ZM45 160H48V162H46ZM220 162V163H219ZM238 162V160H237ZM76 163L77 160H76ZM75 164V163H74ZM45 166V167H44ZM74 166V165H73ZM73 166L71 165L70 167H67L65 169V171H71ZM85 168L87 169L86 172H89V175L91 174V167L88 165V164H85ZM72 167V168H71ZM52 170V169H50ZM46 171V172H45ZM64 171V172H65ZM53 172L57 175H60V172L61 171H58L56 169H53ZM45 174V175H44ZM80 173H71L72 176L74 177H78ZM92 181V184H94L95 180H94V177H90V178H86L87 182H90L89 181ZM92 179V180H91ZM49 181V180H47ZM94 181V182H93ZM95 185V184H94ZM112 191L109 190V192L111 194H113L112 192L116 193L117 190L115 189H111ZM116 191V192H115ZM5 197H3L2 199H4ZM102 200H105V201H109V197L107 198V195H103V197H101ZM5 200V199H4ZM180 200V199H179ZM199 201L198 199H194L193 202H192V206H196V202ZM3 203V204H2ZM179 205L181 208H183L184 210H187V206L185 204V201L183 200L182 202L181 201H178ZM214 204V205H213ZM223 203L221 201H218L217 200V203L216 202H210V203H205L203 205V207L205 208V211L208 212L211 208H215L214 206L218 205V207H220ZM213 206V207H212ZM0 209L4 208L7 209L9 207L8 203L7 202H0ZM216 207V208H218ZM3 210V209H2ZM263 212V213H262ZM223 213V212H222ZM261 213V216L264 217V209L260 211ZM212 214V221L215 222V219H216V215L215 213H210ZM263 214V215H262ZM2 216V215H0ZM222 216L226 219L228 216L226 215L225 216V213L222 214ZM228 221H231L230 218H227ZM254 247H251L249 249V251L252 249L254 250L253 252L250 251L251 255L256 256V252H257V249L255 250V248L253 249ZM254 253V254H253Z\"/></svg>",
    "mask_w": 264,
    "mask_h": 264
},
{
    "label": "snow or ice",
    "instance_id": "obj_3",
    "mask_svg": "<svg viewBox=\"0 0 264 264\" xmlns=\"http://www.w3.org/2000/svg\"><path fill=\"white\" fill-rule=\"evenodd\" d=\"M262 53H264V46H262ZM43 83H44V81H43V80L40 78V76L38 75V76L36 77V80H35V87H36V88H39V86H40L41 84H43ZM37 102H39V101H37ZM110 239H112V238L109 237V236H106V235H104V234H100V235L98 236V238L95 240V243H99V244L101 245V247H102L104 241H106V240H110ZM139 264H145V261L141 260V261L139 262Z\"/></svg>",
    "mask_w": 264,
    "mask_h": 264
}]
</instances>
